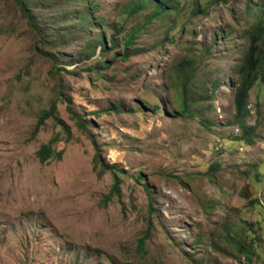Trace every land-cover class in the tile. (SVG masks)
Instances as JSON below:
<instances>
[{
	"label": "rangeland",
	"instance_id": "1",
	"mask_svg": "<svg viewBox=\"0 0 264 264\" xmlns=\"http://www.w3.org/2000/svg\"><path fill=\"white\" fill-rule=\"evenodd\" d=\"M129 1H94L109 27L124 25L116 42L139 30L125 48L128 58L120 44L96 53L110 62L106 71H82L71 56L57 66L75 73L57 75L46 59L57 49L32 37L13 0H0V264H264V81L250 90L245 119L258 137L250 145L230 140L241 128L231 124L227 78L247 45V0H198L208 11L189 18L187 2L176 0V11L146 24L150 9L128 15L121 9ZM35 10L40 23L59 15ZM171 25L178 44L162 41ZM96 34L109 37L97 27L88 37ZM86 38L65 52L74 55ZM193 40L197 57L169 79L170 57L180 58ZM183 80L187 107L180 113ZM51 101L54 120L34 133ZM77 112L92 123L89 135L76 125ZM53 137L52 154L40 161L37 150ZM96 152L125 171L119 196L104 200L112 176L100 173ZM239 230L252 232L256 247ZM236 234L255 251L250 262L229 240Z\"/></svg>",
	"mask_w": 264,
	"mask_h": 264
},
{
	"label": "trees",
	"instance_id": "2",
	"mask_svg": "<svg viewBox=\"0 0 264 264\" xmlns=\"http://www.w3.org/2000/svg\"><path fill=\"white\" fill-rule=\"evenodd\" d=\"M95 0H13L15 6H11L14 10L22 13V16L27 19L29 26V32L32 37L47 39V44H51L50 48L57 49L56 52H49L46 59H48L52 67L49 70L50 74H58L60 69H63L67 74H74L76 70L65 69L63 66H57L59 63L68 61L66 59L73 56L69 61L73 63L75 67L81 69L82 71H92L95 70L97 73L101 71H106L110 67V62L107 60H102L96 56V53L99 51V56L103 57L107 55L112 50L118 47V45L124 46L123 58H128V55L125 53V48L132 44L133 38L137 35L138 29H131L124 33L120 41H115L114 36L124 29L123 24H118L114 27H109L106 24V20L103 16L96 15L95 11L98 8V3H94ZM187 2L186 7V18L196 17L197 14L205 15L207 13L208 4H201L198 0H184ZM81 3H84L83 7L80 6ZM145 6L150 9L149 13L145 14L144 24H146V18H159L166 15L167 13H172L176 11L177 4L176 0H130L121 10L128 15L133 14L134 12L143 9ZM35 9H47L48 11L59 14L56 19L47 24L36 21L39 19L34 11H41ZM44 12V11H43ZM44 15V13H42ZM245 15L248 18L247 21H244L246 28L242 32L244 37L248 38V43L243 53L241 54V59L239 63L235 66V73L228 80V87L232 90V104L234 107V115L232 117L231 124L237 125L241 128V133L237 137H233L231 141H241L247 145L254 143V137H258V134L254 132L256 129V124L253 126L246 125L245 119L248 115V96L250 95V90L257 84L261 86V82L264 81V0H261L259 3H255L252 0H247L245 5ZM41 18V17H40ZM175 14L173 13L170 18V23H174ZM53 22V25L51 24ZM51 28L55 33L53 35H48L45 30L42 28ZM93 27L97 29H103L104 32L109 33V37L105 41V38L102 34H96L94 38H89V32ZM176 28L174 25H171L170 28H165L162 41H168L172 44H178L179 39L176 37ZM182 33V31H179ZM98 33H101L98 31ZM80 37H87L84 40L83 44H79L77 51L74 55L67 54L65 48L68 47L73 41H78ZM196 41L193 40L190 43H186V48L183 50L180 58L175 59V55L171 56L169 59L168 69L166 73L168 78H171L172 69L177 68L179 73L183 75L184 65H190L193 56L197 57L196 50L194 45ZM100 59L95 60L94 62L88 63L91 59ZM201 60V57H198V61ZM182 65V66H181ZM157 69L156 66L153 67ZM169 78V79H170ZM218 82H212V86H216ZM186 81L183 80L181 90L182 93L178 99L180 102V113L186 112ZM61 93V87H59ZM259 95V96H258ZM69 100V98H66ZM259 99L262 101V94H257V100L255 103V112L259 114ZM157 108V106H154ZM264 108V106H263ZM70 109V108H69ZM99 110H94L92 113L97 115ZM75 119V123L78 128L84 131L89 135L92 123H90L84 116L77 112L72 113ZM55 116V102L51 101L48 110H44L39 115L38 122L34 125V133L38 129L39 125L44 122L46 118L51 117L54 120ZM191 117V116H189ZM200 121V120H198ZM205 125V124H204ZM206 126V125H205ZM91 138V136H89ZM56 138L53 137L46 144H42L37 150V155L40 161H45L49 155L52 154L53 141ZM60 152H57L59 156ZM94 160L97 164L100 165V173L104 171H109L112 176V184L110 188V193L105 196L104 200L111 197L112 194L117 196L120 195V179L119 176L123 175L125 171L118 167L116 163L105 164L99 161V153H95ZM141 178V174L136 176ZM147 195L150 197L149 191L146 189ZM245 197V195H242ZM149 211H152L151 202L149 203ZM227 228L226 224L223 225ZM240 235L244 237H249V243L251 247H256L254 235L250 231L243 232L239 230ZM199 237H196V240ZM231 242L236 244V248L239 249V252L243 253V256L247 262H250L252 257L255 256V251L246 250V246L237 234L231 235L228 237ZM143 241V238L139 240V244ZM149 264V263H148Z\"/></svg>",
	"mask_w": 264,
	"mask_h": 264
},
{
	"label": "clouds",
	"instance_id": "3",
	"mask_svg": "<svg viewBox=\"0 0 264 264\" xmlns=\"http://www.w3.org/2000/svg\"><path fill=\"white\" fill-rule=\"evenodd\" d=\"M252 1H254L255 3H259L261 0H252ZM245 28H246V27H243V28H242V32L245 30ZM246 39H247V43H248V38L246 37ZM246 46H247V45H246ZM246 46H245V48H246ZM245 48H244V49H245ZM243 51H244V50H243ZM240 59H241V56H240L239 60H240ZM237 63H239V61H238ZM235 66H236V64H235ZM235 70H236V69H235ZM235 70H234L233 73H235ZM227 87H228V85H227ZM228 89H229L230 94H231V93H232L231 88L228 87Z\"/></svg>",
	"mask_w": 264,
	"mask_h": 264
}]
</instances>
